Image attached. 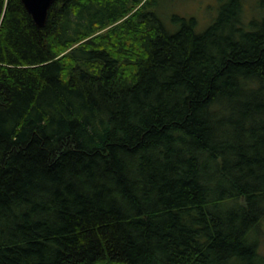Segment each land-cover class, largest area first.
<instances>
[{
	"label": "trees",
	"instance_id": "trees-1",
	"mask_svg": "<svg viewBox=\"0 0 264 264\" xmlns=\"http://www.w3.org/2000/svg\"><path fill=\"white\" fill-rule=\"evenodd\" d=\"M151 1L0 0V264H264V0Z\"/></svg>",
	"mask_w": 264,
	"mask_h": 264
},
{
	"label": "rangeland",
	"instance_id": "rangeland-1",
	"mask_svg": "<svg viewBox=\"0 0 264 264\" xmlns=\"http://www.w3.org/2000/svg\"><path fill=\"white\" fill-rule=\"evenodd\" d=\"M230 0H152L147 10L160 20L169 32H176L181 27V20L195 18L197 31L207 29L217 19L221 8ZM232 1V0H231ZM256 0H248L244 11L248 18L255 14ZM264 247V240H263ZM264 250V248H263Z\"/></svg>",
	"mask_w": 264,
	"mask_h": 264
},
{
	"label": "water",
	"instance_id": "water-1",
	"mask_svg": "<svg viewBox=\"0 0 264 264\" xmlns=\"http://www.w3.org/2000/svg\"><path fill=\"white\" fill-rule=\"evenodd\" d=\"M37 27L46 26L49 11L56 0H21Z\"/></svg>",
	"mask_w": 264,
	"mask_h": 264
}]
</instances>
